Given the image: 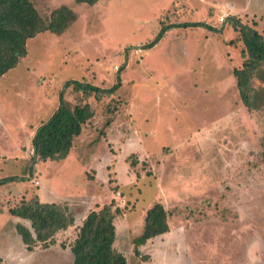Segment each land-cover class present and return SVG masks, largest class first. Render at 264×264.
Returning <instances> with one entry per match:
<instances>
[{"label": "rangeland", "instance_id": "obj_1", "mask_svg": "<svg viewBox=\"0 0 264 264\" xmlns=\"http://www.w3.org/2000/svg\"><path fill=\"white\" fill-rule=\"evenodd\" d=\"M32 1L45 17L67 5L78 19L61 35L30 38L27 56L0 78V179L16 177L0 184L2 262L70 264L83 213L76 207L93 195V208L120 210L115 248L127 264H264V105L248 108L239 96L243 43L228 23L238 17L264 36V0ZM194 21L216 31L173 28L145 47L163 24ZM69 80L119 88L97 98L66 87ZM253 86L264 90L257 79ZM61 91L94 112L75 138L73 164L71 152L58 161L32 155ZM39 195L79 219L55 244L28 251L9 209ZM156 202L170 229L136 254Z\"/></svg>", "mask_w": 264, "mask_h": 264}, {"label": "trees", "instance_id": "obj_2", "mask_svg": "<svg viewBox=\"0 0 264 264\" xmlns=\"http://www.w3.org/2000/svg\"><path fill=\"white\" fill-rule=\"evenodd\" d=\"M99 0H75L78 4L94 5ZM78 19L77 13L67 5L54 8L48 17L43 16L32 0H0V78L17 67L28 54V40L39 33L50 32L61 35ZM229 25L238 33L243 43L241 68L234 70L236 86L243 104L251 109L264 105V90L253 86L254 79L264 84V36L240 18L230 16ZM204 27L213 29L204 21L163 24L155 38L145 47L152 48L164 34L173 28ZM216 31V30H215ZM73 85L87 96L101 98L114 93L119 86L110 88L69 80L65 86ZM94 115L88 104H72L59 94V105L45 120L32 137V145L40 160H62L69 155L76 137ZM16 177L0 179V184L13 181ZM9 212L21 222L16 231L28 251L37 245L49 247L55 244L56 235L74 226L75 217L63 202H46L38 196L23 199ZM120 214L113 203L89 210L81 224L74 229L75 237L70 246L73 261L70 264H127L125 254L115 248L117 238L116 216ZM29 224V225H28ZM169 212L161 202L150 206L145 215L142 233L134 239L135 253L148 240L169 231ZM0 264H4L0 259Z\"/></svg>", "mask_w": 264, "mask_h": 264}, {"label": "crops", "instance_id": "obj_3", "mask_svg": "<svg viewBox=\"0 0 264 264\" xmlns=\"http://www.w3.org/2000/svg\"><path fill=\"white\" fill-rule=\"evenodd\" d=\"M55 111V110H54ZM54 111H52L50 114H49V116L47 117V119L52 115V113L54 112ZM46 119V120H47ZM24 126H25V124H24ZM75 141V140H74ZM73 145H74V143H73ZM73 148V147H72ZM20 148L18 147V149H17V151H14L13 153L14 154H11L13 157H15V156H17L18 154L20 155L21 153V151L19 150ZM70 152H71V161L70 162H72V161H75V163L76 162H79V159L77 160V158H75L74 157V155L75 154H73V149H71L70 150ZM70 152H69V155H70ZM7 154H10V153H7ZM15 155V156H14ZM10 156V155H9ZM70 156H68L67 158H69ZM65 159V158H64ZM72 164H73V162H72ZM75 166V165H74ZM82 168H84V167H82ZM39 197L41 198V200L42 201H46V202H62V201H48V200H44L40 195H39ZM84 198V197H83ZM83 198H81L80 197V201H81V204H79L80 203V201H79V203L77 204V205H79V206H77L76 208H78V210H79V208H82V212L84 213H81L80 214V216H82V218L80 219V221H78L79 223L78 224H81L82 223V221H83V219L87 216V214H88V212H89V210L90 209H92L93 208V199H94V196L92 195V196H89V198H88V196H87V199H86V202L85 201H83L84 199ZM84 206H86L85 208H84ZM79 218H75V222H76V220H78ZM77 224V223H76Z\"/></svg>", "mask_w": 264, "mask_h": 264}, {"label": "built area", "instance_id": "obj_4", "mask_svg": "<svg viewBox=\"0 0 264 264\" xmlns=\"http://www.w3.org/2000/svg\"><path fill=\"white\" fill-rule=\"evenodd\" d=\"M139 51H141V49H139ZM35 152V149H34V147L32 148V155H33V153ZM36 153V152H35ZM32 181L36 184V185H39L40 184V181L36 178V177H34L33 179H32Z\"/></svg>", "mask_w": 264, "mask_h": 264}]
</instances>
